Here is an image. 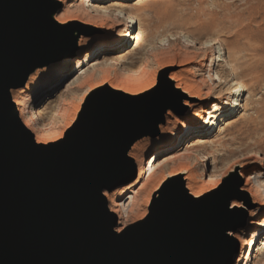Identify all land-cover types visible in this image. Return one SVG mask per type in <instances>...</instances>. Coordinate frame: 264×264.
<instances>
[{"label":"water","instance_id":"water-1","mask_svg":"<svg viewBox=\"0 0 264 264\" xmlns=\"http://www.w3.org/2000/svg\"><path fill=\"white\" fill-rule=\"evenodd\" d=\"M54 11L49 0H0V264H229L237 242L226 233L241 226L221 191L194 199L181 184L162 188L121 233L103 196L135 180L130 146L158 136L164 94L179 95L165 74L129 111L108 95L123 94L93 92L58 142L37 144L22 126L10 92L76 48Z\"/></svg>","mask_w":264,"mask_h":264},{"label":"rangeland","instance_id":"rangeland-1","mask_svg":"<svg viewBox=\"0 0 264 264\" xmlns=\"http://www.w3.org/2000/svg\"><path fill=\"white\" fill-rule=\"evenodd\" d=\"M109 1L110 0H93L90 5L101 6ZM127 3L129 6L127 10H130L132 16L134 15L132 20V28H134L131 29L126 40L120 44V49L116 53L123 52V50H126L125 52L131 51L132 53L130 52L128 59L126 58L127 60L119 63L117 67L109 66V68L105 69L106 71L103 72L104 68L102 69V66H100L102 59L109 54V49L115 48L111 47L113 42V39L111 38L106 41L104 47H100V49L89 59L87 65L83 67V71L89 70V75H91L83 77V80H80L78 84L79 87L77 85L72 88L71 91L67 89L65 91L66 86L79 77V72H75L73 69L68 70L64 73L67 77V80L64 81V83L57 84L60 77H50L46 84L44 94L38 99V101L33 102L30 105L32 110L35 112L39 110L41 113L40 118H38L36 122L37 125L35 126V130H38L36 135L39 138L42 137V140L46 139L44 142L47 143L45 144L58 142L56 139L58 138L59 133L63 132L64 136L79 121L83 115L86 100L82 101L75 113L78 101L82 93L85 91V88L87 89L89 85L97 83L98 81L100 82L102 78L101 76L105 75L107 82L109 84L111 83L113 86L115 85L117 88H126V90L129 89V92L132 90V97H127L125 95L124 97L112 93L108 94L119 102L121 108L128 111L138 104L140 99H143L140 98L138 100V96L147 95L146 97H148L149 94H152L156 88H158L160 73L165 74L166 77H168L169 73H174L178 76L181 87H185L189 92L197 94L196 96L198 98L210 101L212 98L219 97L220 103L218 105H224L228 100V97L231 96L227 94L232 92V88L234 87L233 84L235 83L233 77L227 74L228 68L226 69L228 66V59L231 61V58L227 59L228 47H242V44H247L245 40L246 38H251V40H253V43L251 44L253 45L255 43L256 45H264V0H129ZM56 9L57 13L55 15L62 18L63 12L61 8L56 7ZM66 9L68 10L69 15L72 16L67 19L68 21L79 19L89 25L88 29H84L83 27L85 26L83 25L72 28L74 29V33L81 36L80 43L83 39L103 36V32L100 28H90L95 22L101 23L97 20L98 16L90 12L92 11L91 8L79 5L78 1L69 0ZM141 19L142 22H140L139 27L138 22L141 21ZM69 24L71 23L69 22L67 25L61 27L66 28ZM139 28L142 31V34L144 33V40L142 41V44H145V47L143 46L144 48L138 46H136L137 48L134 47V39L132 38L137 34ZM216 36H218L221 43V52L218 54L215 50H212L211 53V48H209L210 41ZM219 55L222 56L220 62H218L219 59L216 60ZM240 55L241 57L244 56L241 52L239 57ZM71 57L75 58L73 56ZM71 57H69V59ZM211 57L214 59L211 60ZM237 57L238 56H235L236 59L239 58ZM243 61H245V59ZM93 65L98 66L93 68ZM155 77L156 83L151 87L152 81ZM208 77H210V80ZM216 77H219L221 81L219 82ZM262 81V84L259 82V84L254 87L247 89L248 91L244 90L241 93L239 92L237 103H240V107L236 109L235 113L228 117L224 125L220 124L219 127H217V125L214 130H210L211 134L208 136V139H213L215 136L219 135V133H223L225 127L232 126L236 128L229 129L227 133L233 136L236 140H239V138L243 137L241 134L237 133V130L240 127L244 129L243 131L241 130L242 132H246L247 130L252 131L255 123H264V79ZM221 82L223 83L221 84ZM33 84L28 90H25L26 87H24L20 90L11 91L10 95H16L21 92L18 94V97L20 98L30 96L39 83L36 82ZM227 89L230 90V92H228ZM178 96L175 94H164V101L168 107L163 115L164 122L163 124H160V126L165 125L166 114L168 111L172 112L177 117H183L186 115L189 108L183 106L182 103L184 98ZM235 99L236 98L232 95V100ZM191 101L197 102L195 99H191ZM214 104L213 102H210L211 106ZM245 105H247V108L244 109ZM73 116V122L68 126V123L70 122L69 120H71ZM153 120L154 118L151 120L148 119L146 124L150 125L149 123ZM46 122L48 128L45 126ZM158 126L156 129L159 134ZM206 130L207 129H205V131ZM180 137H182V135H179L178 138ZM192 142H195V139L189 138L186 141H182L178 149L173 152L163 153L160 158H170L173 153L186 150L184 152L185 156L192 159L194 155L193 149L190 147V143ZM238 146L239 145L235 147ZM235 147L231 148L235 149L232 150V152L234 153V151L237 150L234 154H239L241 151ZM246 151H242L241 154L246 153ZM172 160L173 159H169V161ZM176 164L177 161H172V163H168L165 169L156 171L154 177L151 178L150 181L148 180L149 182H147L142 190H138L139 184L134 187V190L137 191L138 194L136 193V198L133 201L131 200L132 202H125V205L128 206V211H130L127 215L123 212L120 214L122 218L120 219V222H126L129 226L138 222V220H142L140 219L142 214L147 216L148 209L153 200H158L154 196V193L156 192L155 190L157 188L159 190L165 187L168 188L173 185L171 183L160 185V182L168 168H173ZM236 169L237 171L234 174L232 172L233 176L229 177L231 173H228L227 168L223 167L219 172L220 174L217 175L218 177L210 180L207 185L203 187L202 195L200 196L201 198H204L214 192L221 191L224 197L230 200L227 215L235 219L237 225L241 226L237 231L231 232V235L233 233H239L247 228L249 211L256 207L255 205H251L250 202H245L244 197L240 192L242 184V180L238 174L240 169L239 167H236ZM210 171L211 166L208 168V172ZM250 172H256V177L253 180L254 184L261 181L264 177V167L261 170L254 169ZM146 177L147 174L144 172V175L140 178V182H143ZM136 180L137 175L135 176V180L130 184H133ZM127 186L115 190L112 194L117 195L120 190H124ZM187 192L189 193L188 190ZM121 198L118 199V201H121L118 204L124 202ZM233 201L242 202L244 204V206L242 205L243 208L238 210L231 209L230 204ZM117 224L118 219L116 218V228L118 227ZM263 244L264 241L255 246L252 257L253 255L257 256L255 252L257 248H261ZM234 256H238V248L230 256L229 264H234V260H232ZM255 258H252L250 262H255Z\"/></svg>","mask_w":264,"mask_h":264},{"label":"bare ground","instance_id":"bare-ground-1","mask_svg":"<svg viewBox=\"0 0 264 264\" xmlns=\"http://www.w3.org/2000/svg\"><path fill=\"white\" fill-rule=\"evenodd\" d=\"M49 1L55 4V11L49 16V19L52 22H54L58 26L67 25L70 22L71 24H69V28H74L81 25L85 26L83 27L84 29L89 28V25L87 23H84L79 19H75L74 21L67 20L69 17H72L69 15L68 10L66 9V5L69 0ZM74 1H78L79 5L83 7L91 8L92 11L90 12L98 16L97 20L101 23L95 22L90 26V28H100L103 32V36H95L83 39L80 43L81 36L74 33L73 31L71 34V38L75 40L76 48L72 56L75 58L71 57L69 59V57H67L48 66L34 69L32 73L29 74L28 83L25 86V90H28L31 88L33 83H39L37 84V87L34 89L32 94L30 96H24V98L18 97V94L21 92L11 96L12 103L18 112L19 118L22 122V126L27 129L31 135H33L34 140L37 144L46 145L45 143L47 142H44L46 139L42 140V137L39 138L36 135V132H38V130H35V126L37 125L36 122L38 118H40L41 113L39 110H37V112L32 110L30 108V105L33 102L38 101V99L44 94L46 84L50 77H60V79L57 81V84H61L67 80L66 75H64L66 71L73 69L75 70V72H79V77L74 79L65 88V91L66 89L71 91L72 88L76 87L79 84L80 80H83V77L89 75V70L83 71V67L87 65L89 59L100 49L101 46L104 47L106 41L111 38L113 39L111 47L115 48L109 49V54L102 59L101 65L99 63V65L102 66V69L104 68L103 72L106 71L105 69H108L109 66L117 67L119 63L124 62L128 59V56H130L129 54L131 51L125 52L126 50H123V52L116 53L120 49V44L126 40V37H128L131 29L134 28H132V20L134 15L132 16L130 10H127L129 7L127 2L129 0H110L109 2L101 6H91L90 3L93 0ZM56 7L61 8L63 12L62 18H60V16L58 15H55L57 13ZM140 22H142V19L138 22L139 27ZM143 34L139 28L137 34L132 38L134 39V47H145V44H142V41L144 40ZM245 40L247 44L243 45L241 43L242 47L227 46V59L231 58V61L230 59H228L227 61V74L233 77L235 83H232L234 87H231L233 89L231 93H228L230 92V90H228L229 88L227 89L228 94H226L231 96L228 97V100L224 105H218L220 103V98L217 96V98H212L210 101L198 98L196 96L197 94H193L189 92L185 87H181L180 81L178 80V76L176 74L169 73L167 80L169 81V83H171L173 89L179 94V96L181 95V97L184 98L182 104L183 106L189 108V110L183 117H177L172 112L168 111L166 114V123L163 126H158L159 134L156 138L144 137L130 146L127 152V156L132 159L133 163L135 164L137 180L133 184H129L124 190H120L117 195L112 193L107 194L106 192H104L103 194L108 203L109 213L114 215L115 218L118 219V227L116 228L117 233H121L123 229L128 226V223L123 221L120 222V219H122L120 214L122 212L126 215L129 213L130 210L128 211V206L125 205V202L131 200L133 201L136 198L137 191L134 190V187L139 184L138 190H142L147 182H149L151 178L154 177L156 171L165 169L168 163L177 161V164L173 168H168L166 174L160 182V185L170 183L181 184L183 188L189 191V194L194 199H197L202 195L203 187L206 186L210 180L218 177L217 175L220 174L219 172L223 167H226L228 173H231L229 177H232L233 174L237 171L236 167H239L240 171L238 172V174L242 180L240 192L242 193L245 202H250L251 205H255L256 207L253 210L249 211L247 228L245 230L240 231L239 233H233L232 235L230 234L231 231L226 233L229 238H232L237 242L238 256H234L232 260H234V264H264V244L261 248H257V250L255 249V254H257V256L253 255L252 257L255 246L264 241V177L261 179V181L254 184L253 180L256 177V172H250L254 169L261 170L264 167V123H255L252 131L247 130L246 132H242L244 129L240 127L237 130V133L241 134V136L243 137L239 138V140H236L233 136L227 133L229 129L236 128L232 126L225 127L223 133H219V135L215 136L213 139H208V136L211 134L210 130H214L217 125V127H219L220 124L224 125L228 117L235 113L236 109L240 107V103H237L239 92L241 93L244 90L248 91L247 89H249L250 87H254L255 85L259 84V82H263L264 45H256V43L254 45L251 44L253 43V40H251V38H246ZM220 44L221 43L218 36L214 37L209 43L211 53L212 50L217 51V54L221 52ZM240 52L243 53V57H241V55L239 57ZM234 55L238 56L239 58L237 57L238 59H236ZM221 57L222 56L219 55L216 60L219 59L218 62H220ZM213 59L214 58L211 57V60ZM244 59L245 61H243ZM96 66L98 65H93L92 67L96 68ZM99 74L101 75L100 72ZM101 77L102 78L100 82L98 81L97 83L89 85L87 89L85 88V91L82 93L78 101L75 113L77 112L83 100H87V98L93 92L101 90L103 88L112 92L123 94L127 97H132V90H130L129 92V89L126 90V88H117L115 85L113 86L111 85V83L109 84L107 82V80L105 79V75ZM208 78L210 80V77ZM216 78L219 80V82L221 81L219 77ZM155 83L156 77L153 79L151 87H153ZM222 83L223 82H221V84ZM151 95L152 94H149L148 97H150ZM232 95L236 98L235 100H232ZM146 96L147 95L138 96L137 99L139 100L140 98H143L139 100L142 101L148 98ZM191 99H195L197 100V102H193L191 101ZM210 102H213V104L215 102V104L211 106ZM246 106L247 105L244 106V109L247 108ZM73 119L74 116L71 120H69L70 122L68 123V126L71 125ZM46 125H48L47 122L45 126ZM205 129L207 130L205 131ZM179 135H182V137L178 138ZM62 137L63 132L59 133L56 140L60 141ZM189 138L195 139V142L190 143V147H192L194 154L192 159L185 156L184 152L186 150L183 152L179 151L173 153L170 158H160L163 153L173 152L178 149V147H180L181 145V142L186 141ZM237 145L239 146L235 147ZM233 147L237 148L241 152H239V154H234L237 150L233 153L232 150H235L231 149ZM242 151H246V153L241 154ZM169 159L173 160L169 161ZM210 166L211 171L208 172V168ZM144 172L147 174V177L143 182H140V178L142 177V175H144ZM157 189L154 193L156 199L160 197L162 188L160 190ZM120 198L121 200H124V202L118 204L119 202H121L118 201V199ZM242 205L244 206V204L240 201H233L230 204V208L233 210H238L243 208ZM144 217V214H142L140 219H143ZM252 258H255V262L251 263L250 261Z\"/></svg>","mask_w":264,"mask_h":264}]
</instances>
